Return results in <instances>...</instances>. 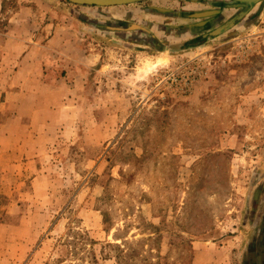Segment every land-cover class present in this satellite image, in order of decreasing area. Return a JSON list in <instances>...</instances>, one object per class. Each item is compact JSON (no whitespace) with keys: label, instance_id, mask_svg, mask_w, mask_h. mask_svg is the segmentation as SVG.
Returning <instances> with one entry per match:
<instances>
[{"label":"rangeland","instance_id":"obj_1","mask_svg":"<svg viewBox=\"0 0 264 264\" xmlns=\"http://www.w3.org/2000/svg\"><path fill=\"white\" fill-rule=\"evenodd\" d=\"M58 2L99 55L83 69L90 82L62 92L70 97L51 114L26 99L39 125L16 168L27 183L17 208L28 203L32 220L27 264H258L247 260L242 188L264 137V0L222 34L187 18L191 0L136 1L153 17L143 21L159 22V49L97 34L86 0ZM221 223L220 250L203 247Z\"/></svg>","mask_w":264,"mask_h":264},{"label":"crops","instance_id":"obj_2","mask_svg":"<svg viewBox=\"0 0 264 264\" xmlns=\"http://www.w3.org/2000/svg\"><path fill=\"white\" fill-rule=\"evenodd\" d=\"M191 1L194 3L186 16L203 18L200 24L203 32L218 23L227 30L228 26L232 28L241 21L240 26L244 20L251 18L248 15L236 18V22H233V18L219 16L221 10L218 5L224 4L223 0ZM239 1H230L234 11L238 10ZM136 3L96 5V8L88 11L87 17L95 18L92 24L104 28L97 34L114 38L124 46H130L134 41L133 44L142 49L148 48L143 46L147 42L149 46L161 48L162 43L152 34L156 28L154 24L159 25V22L154 19L143 21V18L153 17L145 15L143 6ZM62 5L58 0H0V87H3L0 89V264H27L34 242L31 235L32 220L27 215L28 203H19L23 205L21 209L17 208L16 201L26 199L24 189L27 185L24 174L16 178V168L20 170L21 166L28 163L27 159L31 157L27 156V152L32 147V133L39 134V125L32 122L35 115L26 114L24 110L26 99L33 98L35 110L43 107L50 113L52 103L64 104L65 98L70 97L66 94L62 96V92L90 82L89 76L85 80L83 69L90 70L99 55L96 45L86 38L90 37L86 36V32L69 28L72 22L65 20ZM149 9L155 10L154 7ZM190 26L198 28L199 24L191 23ZM146 32L150 34L148 39L144 37ZM42 118V128H50L44 123L46 116ZM247 160L251 170L249 180L242 188L247 198L243 212L249 209L257 215L262 213L263 221L255 222L259 226L264 223V137L257 143L255 150H251ZM8 171H12V174L9 175ZM243 222V230H252L244 219ZM36 230L41 231V227L38 226ZM223 233L222 223L213 225L203 232V247L209 246L215 252L219 251ZM253 235V232L248 235V245ZM247 257L249 260L250 257ZM209 261L206 262L203 256V264H214V257Z\"/></svg>","mask_w":264,"mask_h":264},{"label":"flooded vegetation","instance_id":"obj_3","mask_svg":"<svg viewBox=\"0 0 264 264\" xmlns=\"http://www.w3.org/2000/svg\"><path fill=\"white\" fill-rule=\"evenodd\" d=\"M139 1V0H137ZM231 2H233V0H223L224 4H219L218 8H220L221 12L219 14V16H223L225 15V13L230 12L232 10V13L230 15H228V18H233L232 21L236 22V18H241V17H247L248 15H251V18L255 17V9H256V4H255V0H244V1H239V7L238 10H233L234 6L231 5ZM261 0H259L260 2ZM227 2V3H226ZM229 2V3H228ZM215 16V15H214ZM225 15V18H227ZM241 22V21H240ZM239 22V23H240ZM239 23L234 25L232 28L238 27ZM226 28H223L222 26H219V28H217V33L218 34H222L224 33ZM248 209V208H247ZM254 216H259V218L254 217ZM244 221L246 222V224L248 223L249 226H251L250 232L254 233L253 237L251 238V244L248 245V255L250 258V261H257L258 264H264V223H261V225H255V222H262L263 220V214H255L254 212H250L249 209L245 210L243 212V217ZM258 220V221H255ZM258 226V227H257ZM250 233V234H251ZM256 253V254H255ZM255 256V260L252 259V257Z\"/></svg>","mask_w":264,"mask_h":264},{"label":"water","instance_id":"obj_4","mask_svg":"<svg viewBox=\"0 0 264 264\" xmlns=\"http://www.w3.org/2000/svg\"><path fill=\"white\" fill-rule=\"evenodd\" d=\"M87 1L94 5L108 6V5L121 4L125 2L137 1V0H87Z\"/></svg>","mask_w":264,"mask_h":264},{"label":"bare ground","instance_id":"obj_5","mask_svg":"<svg viewBox=\"0 0 264 264\" xmlns=\"http://www.w3.org/2000/svg\"><path fill=\"white\" fill-rule=\"evenodd\" d=\"M166 57L164 55L162 56H159L157 59H155L156 61L155 62H149L147 66H150V65H160L161 63H163L165 61Z\"/></svg>","mask_w":264,"mask_h":264},{"label":"trees","instance_id":"obj_6","mask_svg":"<svg viewBox=\"0 0 264 264\" xmlns=\"http://www.w3.org/2000/svg\"><path fill=\"white\" fill-rule=\"evenodd\" d=\"M74 1H76V2H79V0H74ZM87 1V0H86ZM88 2V1H87ZM90 3V2H89ZM116 247H118V251L120 252V253H123V249H121L119 246H116ZM118 256V255H117ZM118 264H122V260L119 258V260H118Z\"/></svg>","mask_w":264,"mask_h":264}]
</instances>
